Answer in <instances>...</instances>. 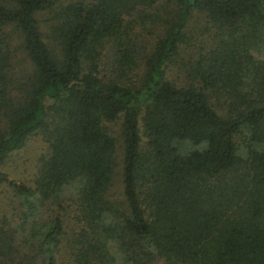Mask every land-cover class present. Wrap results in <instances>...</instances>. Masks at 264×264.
Returning <instances> with one entry per match:
<instances>
[{
	"label": "trees",
	"instance_id": "16d2710c",
	"mask_svg": "<svg viewBox=\"0 0 264 264\" xmlns=\"http://www.w3.org/2000/svg\"><path fill=\"white\" fill-rule=\"evenodd\" d=\"M34 134L0 264H264V0H0V166Z\"/></svg>",
	"mask_w": 264,
	"mask_h": 264
},
{
	"label": "rangeland",
	"instance_id": "374dc122",
	"mask_svg": "<svg viewBox=\"0 0 264 264\" xmlns=\"http://www.w3.org/2000/svg\"><path fill=\"white\" fill-rule=\"evenodd\" d=\"M57 2H61L64 0H56ZM161 22H151L146 24L150 27L147 28V32L151 35H155L156 28L159 29V24ZM163 26V23H161ZM198 32V31H194ZM197 34V33H195ZM16 37V36H15ZM199 39V38H195ZM47 42V40H46ZM12 47L14 48V61L17 62V66L20 68V65H26L27 62L24 59L22 51L18 48V42L13 39ZM136 71L132 74L130 83L137 82L138 78ZM109 132L113 136H118V122H114L108 125ZM118 151L120 152V143L118 144ZM47 152V145L41 139L40 135L34 134L28 138L25 145L18 151L12 152L4 163L0 166V170L4 171L8 175L20 179L27 184H29L32 176L35 173V169L38 163V160L41 156L45 155ZM4 188H0V216L3 214L10 215L12 212V206L7 205V199L4 198ZM68 253L65 250H62L58 256L57 263L58 264H70Z\"/></svg>",
	"mask_w": 264,
	"mask_h": 264
}]
</instances>
